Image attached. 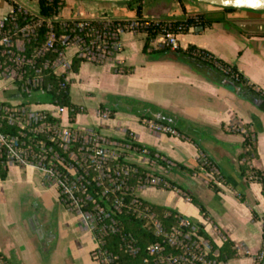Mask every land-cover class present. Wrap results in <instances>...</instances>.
I'll list each match as a JSON object with an SVG mask.
<instances>
[{
    "label": "crops",
    "instance_id": "0c3cea01",
    "mask_svg": "<svg viewBox=\"0 0 264 264\" xmlns=\"http://www.w3.org/2000/svg\"><path fill=\"white\" fill-rule=\"evenodd\" d=\"M64 1L71 11L77 5L73 0ZM95 3L90 6L93 11L77 7L73 12L87 18L102 14L136 18L126 5ZM141 5L142 19L184 21L204 16L209 25L190 27L178 36L182 50L193 47L235 66L246 90L239 97V89L224 84L229 80L221 73L169 50L154 49L150 44L145 48L144 34L124 33L120 37L123 49L115 62H80L77 72L71 69L66 73L70 98L75 86L84 87L83 96L97 101L93 113L70 99L83 110L79 117L88 116L87 124L75 125L96 127L111 139L129 137L135 146L159 156L148 162L135 153L133 160L141 169L164 177L180 193L146 187L139 188L136 195L201 226L217 248L228 239L236 256L224 264L264 263V196L260 184L246 181L239 170V157L244 153L242 133L247 125L257 153L249 164L264 175V111L261 100L256 105L255 96L260 93L264 97V14L224 12L178 0H142ZM15 7L32 15L39 12L37 0H0V19ZM73 53L67 51L66 55L71 58ZM2 80L0 103L16 102L14 87ZM45 107L31 106L33 110ZM99 111H108L110 117L100 119ZM148 121L165 124L179 136L153 132ZM208 160L224 175L225 182L219 178V183L211 182L203 168ZM54 188L33 168L8 166L5 178L0 179V258L6 264H101L92 258L95 242L91 232L78 214L60 203L57 194L50 193ZM153 189L170 191L163 204L142 197ZM33 216L41 237L30 229L28 220Z\"/></svg>",
    "mask_w": 264,
    "mask_h": 264
},
{
    "label": "built area",
    "instance_id": "2783aa9c",
    "mask_svg": "<svg viewBox=\"0 0 264 264\" xmlns=\"http://www.w3.org/2000/svg\"><path fill=\"white\" fill-rule=\"evenodd\" d=\"M47 2L52 4L53 0ZM57 3L56 12L49 18L15 7L0 19V78L9 81L17 92L16 102H5L7 105L0 108V165L3 169L19 166L40 172L56 188L60 203L78 214L91 232L95 242L92 258L101 264H113L114 258L105 249V242L119 230L120 223L115 217L125 208L126 195L131 194V204L139 207L140 198L136 195L139 188L180 193L179 189L134 162L135 153L148 158V162L160 157L153 154L151 158L148 149L135 146L129 137L111 139L96 127L76 126L70 110L57 104H42L47 107L33 110L31 106L35 104H24L20 94L42 91L45 70L62 78V87L68 86L66 73L72 69L74 58L96 65L115 62L123 49L120 37L124 33L147 37V32L153 31L160 38L158 49L182 50L178 36L185 28L175 25L173 20L125 19L105 14L87 18L79 12L65 13L64 0ZM194 21L198 19L195 17ZM42 28L43 42L33 46L31 42L39 40ZM71 48L74 53L68 58L66 52ZM47 55L55 57L44 60ZM50 88L47 86V91ZM97 116L106 120L110 113L99 111ZM146 124L153 132L179 136L165 124L155 121ZM9 129H14V133ZM217 173L211 166L208 171L211 182L219 183ZM138 215L152 220L155 236L161 239L146 248L148 259L143 264H149V260L153 264H224L217 260L218 251L198 235L196 226L188 219L180 218L176 227L166 231L147 210L139 211ZM122 248L132 257L139 251L131 241H125Z\"/></svg>",
    "mask_w": 264,
    "mask_h": 264
},
{
    "label": "trees",
    "instance_id": "16d2710c",
    "mask_svg": "<svg viewBox=\"0 0 264 264\" xmlns=\"http://www.w3.org/2000/svg\"><path fill=\"white\" fill-rule=\"evenodd\" d=\"M142 0H132L123 4L128 7L131 11L134 12L136 18L140 19L142 17ZM179 2L189 1V0H178ZM58 0H53V3L50 4L47 0H39V12L40 16L43 18H49L54 15L57 10ZM191 2V1H189ZM210 8L220 9L224 12L233 11L232 9L213 7L210 5H206ZM182 10L185 11V8L182 6ZM195 17L187 18L184 21H174L175 25H183L186 32L190 27L193 26H201L209 25L211 22H207L204 19V16L198 15L196 18L198 22L194 21ZM21 20V19H20ZM45 30L42 28L39 33V40L35 42H31L33 46H38L43 42ZM183 32V33H184ZM156 36V33L153 31L147 32V37L145 41V48H148L150 41H152ZM168 50V49H163ZM198 53H195V52ZM175 55L186 56L194 61L203 63L209 68L221 73L225 79L229 80L233 83L238 89L237 95L239 97L242 96V93L246 90V82L243 76L237 71L235 66H231L223 63L215 58H213L207 52L202 50H197L193 47H188L186 50H179L174 52ZM54 55H47L45 59L53 60ZM81 61L78 59H73L72 61V70L77 72L78 65ZM44 77V88L42 91L36 90L32 94H20V98L24 104H57L62 107H67L70 110V118L73 120L77 114L83 113V110L78 106H75L70 101L69 96V87L66 85L64 87L61 86L62 78H57L53 75L49 70H45L43 72ZM47 86L51 88L47 91ZM258 100L262 101L260 109L264 111V97L260 93L255 94ZM7 105L6 103H0V108ZM244 132L242 136L244 138L242 147L244 149V153L240 155V176L245 178L248 182H257L261 186V193L264 196V175L251 167L249 162L252 159L257 158L255 140L252 137L253 132L249 131V126H244ZM10 133H14V129H9ZM151 158H153V152L150 151ZM211 166H215L211 161H205L203 163V168L207 171H210ZM7 169H3L0 165V179L3 180L5 178ZM217 174L215 175L217 178L225 182L224 175L217 169ZM215 188V187H213ZM239 199L244 201V198L241 194H239ZM133 197L131 194L126 195L124 198L125 208L122 210L120 215H116V219L119 221V230L117 233L111 235L106 239L105 249L111 253L113 256V264H143L145 259H148L146 255V248L154 244L156 242H160L161 239L155 236V229L153 227V223L151 219H148L144 216H139V211H145L153 216V220H158L164 229L170 230L173 227L178 225L179 219L182 218L176 212L157 205H153L147 203L141 199L138 200L139 207H135L131 204ZM200 211L204 213V209L199 205ZM197 228V233L199 236L204 238L212 249L218 251L217 260L220 262L226 263L227 261L233 259L236 256V250L233 248V244L226 239L223 245L220 248H217L214 243L209 239L207 234L204 232L203 228L199 225H195ZM125 241H131L138 249V253L136 256L132 257L125 252L122 248V245ZM167 251H171V249L167 248ZM149 264H153L152 260H149ZM263 264V263H260Z\"/></svg>",
    "mask_w": 264,
    "mask_h": 264
},
{
    "label": "rangeland",
    "instance_id": "374dc122",
    "mask_svg": "<svg viewBox=\"0 0 264 264\" xmlns=\"http://www.w3.org/2000/svg\"><path fill=\"white\" fill-rule=\"evenodd\" d=\"M74 2H76V6L73 7L72 9V12L75 10V8L77 7H81L83 10L85 11H93L92 9H90V6L92 4H96L95 2H90V1H83V0H73ZM144 1V0H143ZM183 2H189V1H183ZM192 2V1H191ZM193 4L195 6H198L199 7V3H196V2H193ZM117 6H122L123 4H116ZM71 9V8H70ZM63 10L65 11V13L67 12H71V10H69V7H67V4L65 2V5L63 6ZM244 12H253V11H248V10H243ZM259 13H262L264 14V12H259ZM196 17V16H194ZM160 41V38L159 37H155L152 41H150V46H152V48L154 49H157V44L159 43ZM70 53H73L74 52V49L71 48L70 50H68ZM81 62H85V61H81ZM5 84V82L0 79V88ZM71 101L77 105H81V106H86V109L88 111H92L97 107V101L93 98H90L88 96H83L86 94V90L84 87H80V88H77L75 86H73L71 88ZM42 104L40 105H37L35 104V106H41ZM47 107V106H46ZM45 107V108H46ZM38 108H42V107H38ZM91 112V113H92ZM94 113V112H93ZM67 111H65L64 113V118H66L67 116ZM79 115V114H78ZM78 115H76V121L75 123H73L74 125L77 124V125H80V124H87L88 122V116L87 114H84L83 116L79 117ZM170 192V191H169ZM169 192L167 193H162V192H159L157 191L156 189H153V190H148V191H145L143 192L141 195L144 199L154 203V204H163L164 203V199L169 196ZM53 195H58V192L56 191V189H52L51 192ZM59 196V195H58ZM166 196V197H165ZM0 264H6L4 260H2L0 258Z\"/></svg>",
    "mask_w": 264,
    "mask_h": 264
},
{
    "label": "water",
    "instance_id": "95a60500",
    "mask_svg": "<svg viewBox=\"0 0 264 264\" xmlns=\"http://www.w3.org/2000/svg\"><path fill=\"white\" fill-rule=\"evenodd\" d=\"M83 1H90V2H98V3H109V4H118V3H125L132 0H83ZM192 2H196L199 4L204 5H210L213 7H220V8H227L232 9L233 11H253V12H264V0H189ZM200 31L202 30L201 27H199ZM191 31H193L191 29ZM197 31V30H195ZM224 84H230L232 87L235 85L229 81H224ZM260 103V100L256 103L258 105ZM30 229L34 234L41 237L42 236V230L38 224V220L36 216H33L28 220ZM264 264V263H263Z\"/></svg>",
    "mask_w": 264,
    "mask_h": 264
}]
</instances>
